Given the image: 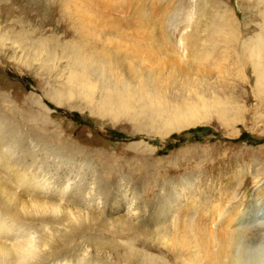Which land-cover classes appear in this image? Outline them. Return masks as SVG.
I'll return each mask as SVG.
<instances>
[{
  "label": "rangeland",
  "instance_id": "374dc122",
  "mask_svg": "<svg viewBox=\"0 0 264 264\" xmlns=\"http://www.w3.org/2000/svg\"><path fill=\"white\" fill-rule=\"evenodd\" d=\"M86 13L153 43L164 77L178 38L205 69L165 88L82 81ZM177 106L203 121L169 131ZM263 221L264 0H0V264H198L181 239L217 232L229 256L200 264H251Z\"/></svg>",
  "mask_w": 264,
  "mask_h": 264
},
{
  "label": "bare ground",
  "instance_id": "6f19581e",
  "mask_svg": "<svg viewBox=\"0 0 264 264\" xmlns=\"http://www.w3.org/2000/svg\"><path fill=\"white\" fill-rule=\"evenodd\" d=\"M85 11H87V9L81 8V12H85ZM84 18H86V20H87V26L86 27L90 31L89 35H90V37L93 36V39L91 37V41H87L86 46L84 44L82 47L80 45L77 46V49L74 52L75 54L73 56V60L76 63V65L77 66L79 65V67L83 70L81 76L80 75H75V76H76V78H78L82 81L88 80L91 75L96 76L98 74V75H103L104 80H106V81H110V82L115 81L120 86L119 90L121 92L125 91L127 89V83L134 81V80H139V83H141V85H146V87L151 84V86L153 85V87H154V85L155 86L160 85L161 87L165 88L166 87V83H165L166 81H167V83L173 81L172 82V84H173L175 80L177 81L178 76H182L184 74L182 66H185V68L187 69V73H189V74L192 72L195 74H199L200 71L202 72L205 69L203 67L204 65L200 61L199 56L196 53L190 52L188 50V48L186 47L183 40H181L180 38H178V40H176L177 39L176 38L175 39L176 42H179L180 45L182 44L181 46L179 45V47H180V52L178 55L179 56V64L177 67L173 68L172 77L171 76L164 77L162 75L165 71H167L165 69V66L166 65L168 66L169 64H168V62H166V60H164V61L162 59L156 60L157 58H154V56H156L157 53H155L154 49L152 48L153 43H151V44L147 43V45L149 44L148 48H147L145 46L146 43L143 44V42H144L143 40L146 38L142 37L141 39L138 38V40H135V39H132L129 37L127 38L126 33L123 32L122 30H120V27L118 25H115L116 23H109L108 25L103 24L99 21L100 18H98V17L95 18V17L91 16L89 13L84 14ZM94 29H99L100 32L98 31L97 34L94 35V32H96V30L92 31ZM139 34H141V33H139ZM139 34H137V36ZM104 36H108L109 38L111 37V39H107L108 41H102V38ZM123 39H124V41L125 40L131 41L127 45L128 47L133 45V43L135 41L141 43L143 45V46H141L142 47L141 54L137 53V52L130 51V50L125 51L124 47H122V46H124V43H123L124 41L122 42ZM120 40H121V42H120ZM167 40H168V38L165 37V38H163L162 42L165 43V41H167ZM100 41H102L101 46L99 43ZM96 46L101 47V48L99 50L93 49ZM157 46H159V45L157 44ZM84 47L87 48V50H85ZM90 50H92V51H90ZM159 51H160V49H159ZM215 53L217 54V57H216V61L214 62V64L216 65V67L218 66V68H219L222 66V61L226 60V57L220 58L219 57V55H220L219 51H215ZM204 58H206L207 60H213L214 57L206 56ZM160 63L162 64L161 68H159V66L161 65ZM88 71H89V73H88ZM90 72H93V74ZM208 72H209V70H208ZM139 74H141L142 76L139 77L140 76ZM164 78H167L169 80H166ZM182 79H184V78L181 77V80ZM127 80L129 82H127ZM176 81H175V83H176ZM182 81L184 82V80H182ZM191 82H193V81H191ZM170 86H171V84H170ZM161 87H159L160 90L162 89ZM155 91H156V89H155ZM71 94H73L72 89H71ZM148 94H150V92ZM153 98H156V97L152 96L151 99H153ZM119 102L121 103V100ZM141 102H143V101L141 100ZM124 103H125V100H124ZM166 105L168 106V108L164 107ZM170 107H172V105L162 104V106H160L158 109L155 108V110H157L158 114H163L164 116H166V115L169 116L170 115V113H169ZM178 108H179L178 106H177V108H175L176 113H174V114H173V110H172L171 118L168 117L169 119H174L176 121L175 126L170 127L168 129L169 131L175 130V129L177 130L178 128L193 125V124H196V123L203 121L202 115L199 114L200 111L197 112L196 108H194V110H190L189 113H183L182 110L181 109L178 110ZM157 112L155 111V114ZM191 117H196V118L189 120L186 124L182 123V120L184 118H191ZM36 183H37V181H36ZM91 198L92 197H90V199ZM85 199H86V195H85ZM262 224H264V221L262 222ZM208 241L212 242V248H214L215 246H218L216 249L219 250V253H217L215 250L211 251L209 243L206 244ZM230 241H232L231 235L226 236L224 233L223 234L218 233V232L215 234L214 233H211V234H202L201 233L200 237L195 242L193 240L188 239V238L181 239L179 247L180 248L182 247L181 250H184V251L187 250L186 253L190 252L189 255L187 256L188 259L192 253L195 254V257L193 258V260L198 261V264H200L201 261H206V260H204L206 257L209 258L212 255H215V256H221L222 255V256H226V257L229 256V251H231L230 247H232V244L230 243ZM196 244H198V246ZM188 245H189V248H188ZM220 245H222V246H220ZM220 249H221V251H220ZM225 250H226V252H224ZM222 252H224V253L222 254ZM206 262H208V259ZM211 264H214V261H212ZM221 264H223V263L221 262ZM240 264H243V263H240ZM251 264H264V258L262 256H260L259 258L253 259Z\"/></svg>",
  "mask_w": 264,
  "mask_h": 264
}]
</instances>
